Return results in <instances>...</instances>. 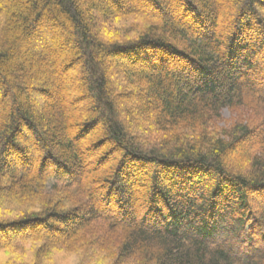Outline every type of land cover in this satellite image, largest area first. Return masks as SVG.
<instances>
[{"label":"trees","instance_id":"1","mask_svg":"<svg viewBox=\"0 0 264 264\" xmlns=\"http://www.w3.org/2000/svg\"><path fill=\"white\" fill-rule=\"evenodd\" d=\"M58 253L264 264V0H0V264Z\"/></svg>","mask_w":264,"mask_h":264},{"label":"rangeland","instance_id":"2","mask_svg":"<svg viewBox=\"0 0 264 264\" xmlns=\"http://www.w3.org/2000/svg\"><path fill=\"white\" fill-rule=\"evenodd\" d=\"M8 1H14V0H8ZM74 44V43H73ZM73 48H72V46L71 45H69L68 47H66V49L64 50V51H62L60 54H67L69 51H71ZM60 58V56H58V55H55V56H53V59H54V61H57L58 59ZM52 59V60H53ZM39 69V68H38ZM82 75V73H81V71L79 70V67H72L71 69H69L67 72H65L63 75L61 74L60 75V77H59V83H61V82H64V83H66L70 88H72V87H74L75 88V90H76V83H75V81L80 77ZM70 83H72V84H74L73 86L70 84ZM73 88V89H74ZM62 93H63V95L65 96V97H67V105H68V103H73V105H74V107H76L77 109H85V110H87L92 104H91V102L88 104V106L87 105H85V103L83 102V101H80V100H74V98L73 97H71V93L69 92V89L67 90V89H64V90H62ZM223 117H224V120H225V122L226 123H230V122H233L234 121V119L236 118V116L234 115V114H232V113H230V112H228V111H225L224 113H223ZM102 133V130L100 129V128H97L96 130H93L92 132H91V134H90V136L89 137H91V136H95V135H100ZM31 142H35V139H32L31 140ZM30 142V143H31ZM33 151H34V153H33V155H34V159H33V161H34V163H36L35 164V167H38L39 165H38V159L40 158V156H41V149H40V147H38L37 145L34 147V149H33ZM102 153V152H101ZM95 159H97V158H95ZM110 163V161L108 160L106 163H104V164H106V165H108ZM103 166H105V165H103ZM153 172V170H151V173ZM150 185V184H149ZM146 189H149L150 190V186H146ZM114 198H116V196H114ZM250 201H251V205L252 206H255L256 208H261L262 207V203L258 200V199H256V198H254L253 196H251V198H250ZM141 203H143V202H141ZM138 206H140L141 207V209L143 208V206H142V204H138ZM29 250H30V248H29ZM27 255H31L30 254V252L28 251L27 252ZM74 261L73 260H71V259H69V258H66V257H64L61 253H58L57 255H55L54 256V258L53 259H51L50 260V263H47V264H76V263H73Z\"/></svg>","mask_w":264,"mask_h":264}]
</instances>
